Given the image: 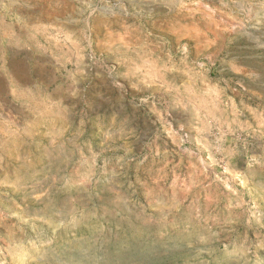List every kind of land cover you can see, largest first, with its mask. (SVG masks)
<instances>
[{
	"label": "rangeland",
	"instance_id": "1",
	"mask_svg": "<svg viewBox=\"0 0 264 264\" xmlns=\"http://www.w3.org/2000/svg\"><path fill=\"white\" fill-rule=\"evenodd\" d=\"M0 264H264V0H0Z\"/></svg>",
	"mask_w": 264,
	"mask_h": 264
},
{
	"label": "crops",
	"instance_id": "2",
	"mask_svg": "<svg viewBox=\"0 0 264 264\" xmlns=\"http://www.w3.org/2000/svg\"><path fill=\"white\" fill-rule=\"evenodd\" d=\"M15 5V4H14ZM19 5H21V3L19 2V4L16 7H19ZM15 9V8H14ZM13 9V10H14ZM18 18V20L16 19V23H21L24 19L22 18V14L19 12V10H17V13L14 15Z\"/></svg>",
	"mask_w": 264,
	"mask_h": 264
}]
</instances>
